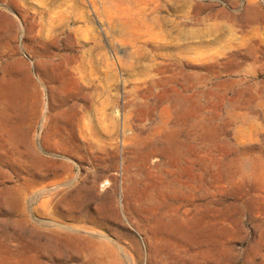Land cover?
<instances>
[{
	"label": "rangeland",
	"instance_id": "1",
	"mask_svg": "<svg viewBox=\"0 0 264 264\" xmlns=\"http://www.w3.org/2000/svg\"><path fill=\"white\" fill-rule=\"evenodd\" d=\"M0 97V264H264V0H0Z\"/></svg>",
	"mask_w": 264,
	"mask_h": 264
},
{
	"label": "bare ground",
	"instance_id": "2",
	"mask_svg": "<svg viewBox=\"0 0 264 264\" xmlns=\"http://www.w3.org/2000/svg\"><path fill=\"white\" fill-rule=\"evenodd\" d=\"M249 34V33H248ZM18 95L16 96V103L17 102H21L22 103V106L24 107L27 103H26V101H24V99L22 98V96H21V90L18 88L17 89V92H16ZM9 98L8 99H10V95L8 96ZM92 97H94V96H92ZM1 98V97H0ZM12 100V99H11ZM108 102V97H105V100L103 101V103H106V104H108L107 103ZM23 103H25V104H23ZM1 105V104H0ZM33 108H34V117H38L39 115H40V113L41 112H43L42 110H41V106H40V102L38 101V100H35V101H33ZM45 108V107H44ZM45 111V110H44ZM44 113V112H43ZM84 116V115H83ZM106 118L107 117H105V112H103V115L100 117V119H103V121L105 122L106 121ZM84 120V118H82V117H80V120H79V124H78V126H79V128H78V136H81V137H83V138H85V136L87 137V135L90 137L91 135L92 136H98L99 135V132H96L94 135H93V133L94 132H91V129H93L92 128V126H90V132H91V134H88V131L86 132V130H85V126L84 125H81V121H83ZM34 121V120H33ZM0 123L1 124H3L4 125V129H5V126H6V116H5V110H4V108H3V106L2 107H0ZM0 124V125H1ZM106 127V129H108V126H105ZM6 130H8V133H12V129H6ZM94 130V129H93ZM86 132V133H85ZM98 134V135H97ZM103 134V136L102 137H105L104 139V142L106 143L109 139V135L108 134H105V133H102ZM98 137H101V135H99ZM17 138V136L15 137V135L14 136H12V135H10L9 134V138H8V141H9V144L8 145H11L12 147H13V149L15 150V149H19L20 147H21V145L23 144V142H21L20 140L18 141V138ZM103 146V145H102ZM29 147V146H28ZM6 148L7 147H5V146H1V149H5L6 150ZM10 149H12V148H10ZM31 154H32V156L34 157V159L35 160H37V159H39V158H41V155H39V153H37V152H35L34 150H32L31 152H30ZM7 163V162H6ZM3 164V163H2ZM8 164V163H7ZM10 243V242H9Z\"/></svg>",
	"mask_w": 264,
	"mask_h": 264
}]
</instances>
